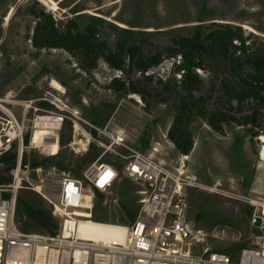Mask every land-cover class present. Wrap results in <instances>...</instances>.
<instances>
[{
    "label": "rangeland",
    "instance_id": "374dc122",
    "mask_svg": "<svg viewBox=\"0 0 264 264\" xmlns=\"http://www.w3.org/2000/svg\"><path fill=\"white\" fill-rule=\"evenodd\" d=\"M52 1L56 8L44 0H0V137L18 134L17 129L10 128V121L17 120L24 128L23 135H28L29 142L24 143L22 155L25 152L28 157L25 165L30 167L33 184L52 173H62L53 165L60 160L79 172L65 170L66 175L81 180L92 162L84 167L81 163L92 154L97 160L106 149L101 160L121 167L122 156H127L129 149L145 152L154 146H159L163 156L174 164L181 154L167 132L176 114L174 105L184 94L175 81L180 77L174 74L176 59L167 58L149 71L155 76L150 85L153 97L144 101L138 94L119 95L110 90V81L122 73L103 60L87 72L63 49H36L31 40L36 21L30 13L36 2L53 14L60 27L75 19L84 30L91 17L102 19L100 35L111 48L128 36L127 30H133L130 42L139 44L145 56L171 46L174 37L191 36L198 24L208 27L213 22L241 26L246 36L253 34L251 40L256 47L264 49V0ZM197 72L202 85L196 95L204 99L205 109H224L222 85L230 76L228 70L206 66ZM158 78L163 83L157 82ZM166 80L171 81L170 91L164 90ZM54 82L60 89L52 87ZM43 102L50 107L43 106ZM46 115L60 119L57 152L35 147L31 142L35 120ZM190 129L194 146L187 155V168L201 186L187 192L189 220L206 232L211 249L233 252L255 236L264 235V226L253 224L255 216H263L262 140L256 137L251 141L250 127L235 123L225 124L223 132H217L201 113H196ZM117 133L124 136L126 147H109V137ZM13 150L20 156L18 140ZM35 155L56 159L37 171L31 166ZM28 186L30 183L24 182L19 193L40 198L52 209ZM140 189L121 176L107 192H95L93 199L87 195L89 200L84 206L93 205L92 216L95 214L98 221L127 225L131 222L122 204L138 209Z\"/></svg>",
    "mask_w": 264,
    "mask_h": 264
},
{
    "label": "built area",
    "instance_id": "2783aa9c",
    "mask_svg": "<svg viewBox=\"0 0 264 264\" xmlns=\"http://www.w3.org/2000/svg\"><path fill=\"white\" fill-rule=\"evenodd\" d=\"M10 128L18 134L0 137V156L16 140L21 154L11 170L12 181L0 185V264H264V235L255 236L239 250L224 252L211 249L206 232L191 224L187 192L201 184L188 172L187 155L181 154L172 164L159 146L145 152L129 149L122 156L123 166L118 167L101 160L106 149L85 169L81 180L62 172L33 184L30 167L22 164L24 128L17 120L10 121ZM109 139L110 148L126 147L120 133ZM121 176L141 188L134 221L117 224L122 230L108 240L81 236L76 229L87 217L78 210L93 214V205L84 206L85 196L93 199L96 191L107 192ZM24 182L52 206L59 224L55 235L22 230L16 200Z\"/></svg>",
    "mask_w": 264,
    "mask_h": 264
},
{
    "label": "trees",
    "instance_id": "16d2710c",
    "mask_svg": "<svg viewBox=\"0 0 264 264\" xmlns=\"http://www.w3.org/2000/svg\"><path fill=\"white\" fill-rule=\"evenodd\" d=\"M30 13L36 21L31 38L36 49H63L74 56L87 72L96 69L100 60H103L122 73L108 85L110 90L119 95L138 94L147 101L153 97L150 85L155 79L154 74H149V71L159 67L167 58L176 59L173 64L174 74L180 77L175 81L184 94L174 105L176 114L167 138L180 154L189 155L193 149L194 138L190 125L196 113L206 117L207 123L217 132H223L225 124L235 123L250 127L251 141L264 134V49L256 47V42L251 40L253 34L246 36L241 26L214 22L208 27L198 24L191 36L174 37L171 46L145 56L139 44L130 42L133 30H127L128 36L118 40L116 47L111 48L108 41L100 35V26L103 24L100 18L91 17L90 23L81 30L75 19L60 27L53 14L37 2L30 8ZM206 66H224L230 74L222 85L223 100L226 103L224 109L208 111L204 107V99L196 95L202 85L197 70L205 69ZM157 82L163 83L160 78ZM170 84L171 81L166 80L164 90L170 91ZM42 105L50 107L45 102ZM28 142L29 137L25 135L24 143ZM18 158L13 146L0 156V165H4V168H0V185L12 181L11 170L17 166ZM96 158V154L88 156L81 167ZM55 159L56 157L40 158L35 155L31 166L42 167ZM27 162L28 157L24 152L22 164ZM53 165L63 172L70 170L79 174L78 170L70 169L61 160ZM122 207L129 215L130 222H133L138 209L126 204H122ZM93 216V220H99L95 214ZM16 218L24 231H32L30 228H33V232L55 235L59 230L58 220L52 209L43 200L33 198L32 195L18 194ZM244 246L246 244L233 251Z\"/></svg>",
    "mask_w": 264,
    "mask_h": 264
},
{
    "label": "bare ground",
    "instance_id": "6f19581e",
    "mask_svg": "<svg viewBox=\"0 0 264 264\" xmlns=\"http://www.w3.org/2000/svg\"><path fill=\"white\" fill-rule=\"evenodd\" d=\"M46 4H53L56 8V4L52 0H44ZM11 13H9V18ZM52 87L55 89H60L59 85L54 82ZM60 127V119L56 116H40L35 120V131L32 133L31 142L35 147L44 148L47 151L57 152L59 150V144L57 142L56 131ZM48 137H52L48 141ZM262 141L261 146V160L264 161V134L260 136ZM88 196H85V202L88 201ZM86 207V206H85ZM81 216L87 217V219L80 220V223L77 226V231L81 236L89 238L91 240H108L114 237H117L119 231L122 229L116 224L105 223L101 221L93 220L91 214L86 211L78 210ZM262 215L264 216V203L261 209Z\"/></svg>",
    "mask_w": 264,
    "mask_h": 264
},
{
    "label": "water",
    "instance_id": "95a60500",
    "mask_svg": "<svg viewBox=\"0 0 264 264\" xmlns=\"http://www.w3.org/2000/svg\"><path fill=\"white\" fill-rule=\"evenodd\" d=\"M261 139V138H260ZM263 141V140H262ZM255 226H264V221L261 217L255 216L253 220Z\"/></svg>",
    "mask_w": 264,
    "mask_h": 264
}]
</instances>
